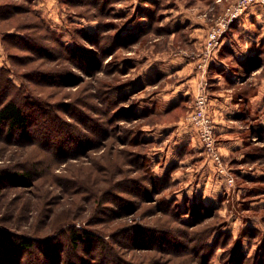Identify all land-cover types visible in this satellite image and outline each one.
Here are the masks:
<instances>
[{"label":"rangeland","instance_id":"rangeland-1","mask_svg":"<svg viewBox=\"0 0 264 264\" xmlns=\"http://www.w3.org/2000/svg\"><path fill=\"white\" fill-rule=\"evenodd\" d=\"M237 1L0 0V264H264V5L206 50Z\"/></svg>","mask_w":264,"mask_h":264},{"label":"built area","instance_id":"built-area-1","mask_svg":"<svg viewBox=\"0 0 264 264\" xmlns=\"http://www.w3.org/2000/svg\"><path fill=\"white\" fill-rule=\"evenodd\" d=\"M255 0H238L236 5L231 6L230 8H227L226 10V16L228 17L225 21L221 22L213 28L211 31H209L207 36V42H206V50L208 52L214 51L217 46L220 45V38L224 31L223 27L225 26L226 22L232 18H235L239 16V14L249 5H252ZM262 5H264V0H257ZM203 92V93H202ZM202 92L196 96L195 103L192 111L188 116L185 118L186 122L189 124L194 125L198 128L202 141L204 143L205 149L207 152L211 155V157L220 164V158L218 154L215 152L214 148V141L213 136L211 135L213 129L212 126H209L208 118L206 117V111H207V97L205 92L202 90Z\"/></svg>","mask_w":264,"mask_h":264},{"label":"trees","instance_id":"trees-1","mask_svg":"<svg viewBox=\"0 0 264 264\" xmlns=\"http://www.w3.org/2000/svg\"><path fill=\"white\" fill-rule=\"evenodd\" d=\"M23 14V7L12 4L10 2L0 4V28L3 26L6 32L10 29L8 28V22L13 19L16 15ZM18 30H35L36 24L33 21L25 22L24 24L17 25L14 27ZM10 35L3 34L2 35V44L8 43V39H10ZM23 42V39H20ZM19 41V42H20ZM19 42L11 43L15 48H23V44H19ZM32 81V80H31ZM0 123H3L6 126V129L11 132L18 133H26L29 127V116L22 110V108L18 105V103L14 100H8L4 102L0 107ZM1 179V177H0ZM71 243L76 244L77 240L80 237L76 234H71ZM29 244L23 242L22 247H26Z\"/></svg>","mask_w":264,"mask_h":264},{"label":"crops","instance_id":"crops-1","mask_svg":"<svg viewBox=\"0 0 264 264\" xmlns=\"http://www.w3.org/2000/svg\"><path fill=\"white\" fill-rule=\"evenodd\" d=\"M259 16H262V15H259ZM245 23V22H244ZM243 24V23H242ZM235 40H236V38H235ZM224 45H230V46H232V45H234V41H233V39H226L225 41H224V44H223V46ZM222 46V47H223ZM222 49V48H221ZM242 53H240V54H235V56H237L238 57V55H241ZM228 69V68H227ZM225 74H226V77L228 76H230V81H232V80H234V75L232 74V73H230L229 72V69H228V73H226L225 72ZM219 80H221V82L224 80V77L221 75V78L219 79ZM258 89H259V95L261 94V92L263 91V88H264V83H261L260 84V86L259 87H257ZM257 90V89H256ZM255 94V93H254ZM253 99H257V96L255 95V97H253Z\"/></svg>","mask_w":264,"mask_h":264},{"label":"bare ground","instance_id":"bare-ground-1","mask_svg":"<svg viewBox=\"0 0 264 264\" xmlns=\"http://www.w3.org/2000/svg\"><path fill=\"white\" fill-rule=\"evenodd\" d=\"M247 11V10H246ZM221 47V46H220Z\"/></svg>","mask_w":264,"mask_h":264}]
</instances>
